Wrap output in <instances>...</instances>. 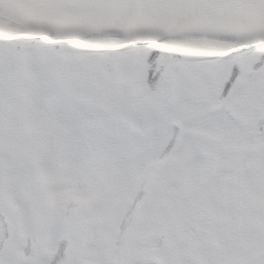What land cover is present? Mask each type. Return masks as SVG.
I'll list each match as a JSON object with an SVG mask.
<instances>
[{"label": "snow or ice", "instance_id": "1", "mask_svg": "<svg viewBox=\"0 0 264 264\" xmlns=\"http://www.w3.org/2000/svg\"><path fill=\"white\" fill-rule=\"evenodd\" d=\"M0 264H264V0H0Z\"/></svg>", "mask_w": 264, "mask_h": 264}]
</instances>
